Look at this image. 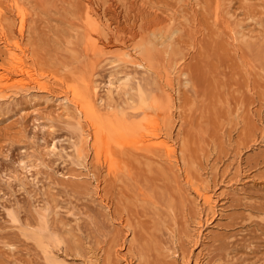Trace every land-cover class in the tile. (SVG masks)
<instances>
[{"label":"rangeland","instance_id":"1","mask_svg":"<svg viewBox=\"0 0 264 264\" xmlns=\"http://www.w3.org/2000/svg\"><path fill=\"white\" fill-rule=\"evenodd\" d=\"M14 38L44 77L0 94V264H264V0H0V68ZM95 81L132 122L99 163L69 91Z\"/></svg>","mask_w":264,"mask_h":264},{"label":"bare ground","instance_id":"2","mask_svg":"<svg viewBox=\"0 0 264 264\" xmlns=\"http://www.w3.org/2000/svg\"><path fill=\"white\" fill-rule=\"evenodd\" d=\"M17 11H18V15L20 16V21L18 24L17 31H18V35L20 37H22L24 34V30H25L24 29V27H25V13H24V10H21L19 8ZM85 15H86L87 19L91 22V24L94 28L92 31L94 33L96 32L95 34H97V32L99 31L100 26H101L98 18L95 16L94 12L89 8L85 9ZM15 38L12 41H7L6 39H4L2 41L4 43L3 46H4V49H5L6 54H7V60H8L7 65L8 66L6 68H0V94H3L6 91V89L9 90L10 87L19 88V87H23V86L30 85V84H39L40 85V79L39 78L44 77L43 74L32 73L31 70H28L26 68L25 60H24V57H25L24 50L21 47L20 40L15 39ZM89 43H90L89 47H90V50L92 52L94 51V52H100L101 53L104 50V46H102L100 44L99 38L95 39V38L90 36V42ZM122 56L126 62H129L136 67L143 66L141 64L142 62L136 61L135 60L136 58L134 59L133 55H131L130 51H128V50L124 51L122 53ZM12 72L16 75V77L13 76ZM171 77H170V74H166L165 79H164L165 87H167V89H170V91H172L174 88V87H172V84H171V81H172ZM118 81H119V79H116V78L113 79V78L108 77L106 83L102 86V88L105 91L104 94L106 96L107 101L112 100V98L114 97L112 95L115 92V90H117L118 85H116V83ZM95 83H96L95 85H91V84L84 85V88L81 91H78L76 89H71L69 91H70L72 98L74 100V104L77 103V105H78V113L80 115H82V117L84 118L83 121L85 120L86 123L88 122L92 126L93 136L95 137V141H97L96 142L97 144L96 143L95 144L98 146V149L95 152L96 162H98L100 160L99 154L101 153L99 148L101 147V144L104 143L103 138L106 137L108 139H111L113 136L118 135L122 132L130 133L132 131V122L128 121L130 116L127 117V116H118V115H113V114H103L102 113L101 107H103V109L107 108L109 104L105 98L100 97L98 95H97L98 97L93 96V92L97 93V91L100 89V83L98 82L99 83L98 84L96 81H95ZM104 86H105V88H104ZM40 87H44V86H40ZM166 95H167L168 99L172 98L171 93L166 92ZM146 101L147 100L145 99V97H140L139 101H138L139 106L137 105L138 106L137 108H140L143 105H145ZM137 114H138L137 110L133 111L131 114L132 115L131 118H133ZM152 129H153V127H152ZM157 130H159V129L158 128L155 129L149 135L150 137H153L155 139L153 142H151L150 145L162 150L163 153L165 154L166 158H168L172 161H175V148H174V144L170 140L169 135H163V134L159 133ZM87 139L88 138L85 137V143L86 144L88 143ZM145 141H150V140L145 139L144 136H141L140 139L139 138L136 139L134 141V143L140 144V143H145ZM107 158L108 157H106L105 159H107ZM22 165H20V166H22ZM112 167L113 166L110 163L109 173L111 172ZM112 173H113V171H112ZM213 192L214 191H212V189L210 187L197 188L195 190V194H196L195 199L202 201V205L207 206L209 209H214L216 200L214 199L215 194ZM43 223H45V222H43ZM47 252H49V251H47ZM53 259H55V258H53ZM56 261H58V260H56ZM55 264H67V263H65L64 261H60L59 263L56 262Z\"/></svg>","mask_w":264,"mask_h":264}]
</instances>
